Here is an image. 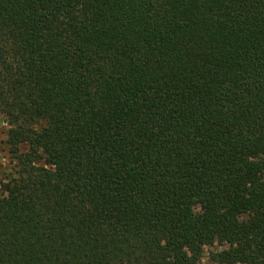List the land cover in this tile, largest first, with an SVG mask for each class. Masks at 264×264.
Instances as JSON below:
<instances>
[{
  "label": "trees",
  "instance_id": "trees-1",
  "mask_svg": "<svg viewBox=\"0 0 264 264\" xmlns=\"http://www.w3.org/2000/svg\"><path fill=\"white\" fill-rule=\"evenodd\" d=\"M0 117V264H264V0H0Z\"/></svg>",
  "mask_w": 264,
  "mask_h": 264
},
{
  "label": "rangeland",
  "instance_id": "rangeland-1",
  "mask_svg": "<svg viewBox=\"0 0 264 264\" xmlns=\"http://www.w3.org/2000/svg\"><path fill=\"white\" fill-rule=\"evenodd\" d=\"M14 170V161L9 152L8 147V125L4 119L0 117V198L4 195L3 185L12 175ZM259 171H263L262 168ZM219 245L203 246L200 248L201 262L200 264H220L214 259V255L224 250Z\"/></svg>",
  "mask_w": 264,
  "mask_h": 264
}]
</instances>
